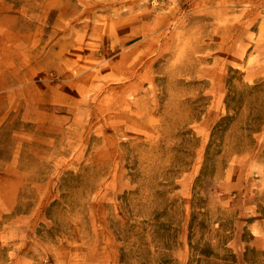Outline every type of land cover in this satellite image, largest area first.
I'll list each match as a JSON object with an SVG mask.
<instances>
[{
	"label": "rangeland",
	"instance_id": "1",
	"mask_svg": "<svg viewBox=\"0 0 264 264\" xmlns=\"http://www.w3.org/2000/svg\"><path fill=\"white\" fill-rule=\"evenodd\" d=\"M0 264H264V0H0Z\"/></svg>",
	"mask_w": 264,
	"mask_h": 264
}]
</instances>
